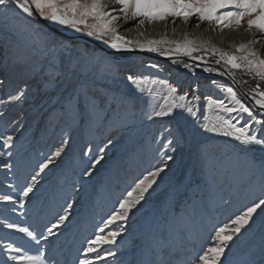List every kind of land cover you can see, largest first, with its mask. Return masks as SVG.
<instances>
[{
	"label": "rangeland",
	"instance_id": "rangeland-1",
	"mask_svg": "<svg viewBox=\"0 0 264 264\" xmlns=\"http://www.w3.org/2000/svg\"><path fill=\"white\" fill-rule=\"evenodd\" d=\"M227 10L230 9L221 11ZM175 19L177 24H184L182 17ZM172 20L173 17H168L165 21ZM189 20L198 23L195 15ZM247 20L245 17L242 21V32L249 31ZM199 23L215 25L208 21ZM56 31L78 37L71 35L73 29L67 26L27 17L18 10L7 11L6 15L0 12V79L4 80L0 99L7 100L20 88H26L27 97L20 103L0 105V111L4 112L0 116V196L9 195L16 201H0V264H16L9 259L17 254L8 250L9 245L29 255L44 251L47 264H77L78 258H85L83 249L88 240L97 234L106 235L121 223L124 231L116 243L98 249H111L116 256L95 261V255L90 254L87 258L93 259L94 264H161V254L164 264H191L210 245L217 227L230 223L236 214L264 198V169L260 166L264 156L258 151L250 152L231 137L203 128L217 115L228 116L219 109L208 108L205 97L223 99L231 106L227 93L211 81H217L223 88L232 87L254 114L262 110L249 95H246L249 100L243 95L228 75L203 70L210 66L224 71L229 67L223 61L215 64L218 53H193L204 56L207 65L183 53L162 55L134 45L128 46L131 50L107 46L108 53L87 42L60 37ZM78 34L96 40L84 32ZM239 39L227 52L242 55L236 52V46L242 43ZM159 47L164 51L172 46ZM141 53L150 57L136 55ZM163 63L179 73L176 82L163 71L162 66H166ZM183 63L193 64L195 73L185 69ZM197 63L201 64L198 68ZM234 71L240 89L249 93L257 80L241 70ZM50 74H56L58 82L44 89L43 82ZM130 75L136 79L167 80L178 88L171 98L177 103L180 95L187 93L190 97L192 85H201L197 116L177 110L172 117L149 119L154 110L166 106L168 89L148 83L137 87L127 79ZM80 87L97 98L95 108H89L83 97L79 106L70 102L75 95L73 89ZM261 87L264 88V83ZM257 118L264 120V115ZM177 134L179 143L175 142ZM7 135L14 137L11 148L3 146ZM169 138L174 141L172 146L167 145ZM60 148H63L60 156H55ZM8 152L12 153L10 157ZM100 155L103 159L95 164ZM167 155L173 159L168 161ZM48 159L52 163L37 176L39 183L21 207L19 198L23 189L31 184L39 165ZM4 164H11V168L3 167ZM157 168L164 171L128 214V219L108 225L100 233L104 221L127 192ZM68 204L72 205L69 219L54 229L56 235L41 239V235H48L46 228L63 214ZM7 224L28 227L37 234L40 243L8 228ZM222 260L224 264H264V216L259 210L254 214V223L242 230Z\"/></svg>",
	"mask_w": 264,
	"mask_h": 264
},
{
	"label": "snow or ice",
	"instance_id": "snow-or-ice-1",
	"mask_svg": "<svg viewBox=\"0 0 264 264\" xmlns=\"http://www.w3.org/2000/svg\"><path fill=\"white\" fill-rule=\"evenodd\" d=\"M109 2L114 5H119V9L115 7L109 9V4L105 3L104 0H0V12L6 15L7 11L18 10L20 13L26 14L27 17H39L62 26H67L76 32H84L87 36L93 37L115 50H131L128 46L134 45L135 48L140 50L161 52L162 55H170L172 52H178L183 53L184 56L189 57L193 61H200L205 65L208 64V61L204 59V56H194V52L203 51L205 54L209 52L212 54L218 53L219 58L215 60V64L219 65L223 61L229 67L224 71L210 66L204 67L203 70L208 73L217 72L222 76L228 75L234 82H237L236 72L234 70H241L245 74H251L250 78L257 80V83L245 95H249V98L262 111L254 114L253 109L246 106L238 98L237 92L232 87L223 88L217 81L212 80V85H215L217 88H222L227 93L231 106L226 104L223 99H213L211 96L205 97L208 108L219 109L227 113L228 116L225 118V116L217 115L212 122L203 124V128L208 132L231 137L250 152L258 151L264 156V120L257 118L258 115H264V88L261 87V84L264 83V55L254 47L255 44L264 40V0H109ZM222 9L230 10L221 11ZM114 12H118L119 14H113ZM193 15L198 20L195 27L200 26L199 22H214L215 27L213 31L218 30L220 32L233 27L239 29L244 18L248 17L247 29L251 30L255 28L260 33V36L248 43H241L236 46V52L242 53V55L238 56L235 53L217 48L215 45H211L206 41L189 39L187 35L182 41L169 40L165 37L158 40L150 39L141 42L139 40H129L118 32V23L120 21L127 22L141 18L137 20V24L144 25L145 21L152 23L154 21H165L168 17H173L171 23L175 25V18L182 17L183 22L187 24L189 18ZM160 45H171L172 47L161 51ZM172 62L181 63V61L177 60H173ZM200 66V63L195 65L196 68ZM152 67L155 68L157 66L152 65ZM183 67L193 72V74L195 73L193 64L183 63ZM59 75H63V72H59ZM127 79L136 84L137 87L148 83L152 85L160 84L168 89V96L165 98L166 106H161L159 110H154L152 115L149 116V119H152V116L172 117L176 114L177 110L186 112L194 118L197 116V107L202 100V94L199 93V84L191 86L192 91L190 97L187 93L180 95L178 97L180 102L177 103L175 99L171 98L178 92V88L169 84L167 80L136 79L131 75ZM57 82V75L50 74L49 78L43 82V87L44 89L51 88ZM238 83L243 84L247 83V81H239ZM3 85L4 80L0 79V86ZM69 86H71L70 83ZM73 91L75 95L71 97V103L79 106L81 97H83L84 103L89 108H95L97 106V98L89 96L83 87L74 88ZM26 98V88H20L17 89L14 95H9L7 100L0 99V105L6 106L11 103H20ZM169 99H171L170 104L167 103ZM3 115L4 112L0 111V116ZM14 123H18V121H14ZM256 125H260L261 127L258 129L255 127ZM168 131L171 132L172 130L169 129ZM13 139L14 137L12 135L4 137L3 146L11 148ZM175 142H180L178 134L175 136ZM110 143L111 141H109ZM173 143L172 138L167 140L168 146H172ZM171 150L175 151V148L172 147ZM62 151L63 148L58 149L55 152V156H60ZM101 152H103V149H101ZM7 155L10 157L12 153L8 152ZM102 159V155L97 157L95 164H99ZM166 159L171 161L173 157L172 155H167ZM51 163L52 160L48 159L47 162L39 165V171L36 175L32 176L31 184L25 186L22 191V195L19 198L21 207L24 206V201L29 197V194L33 192L35 185L39 183L37 176L43 173L45 169H48ZM260 166L264 169V158L260 160ZM3 167L11 168V164H4ZM163 171L164 168H157L155 171H150L140 179L135 187L127 192L126 198L119 202L118 208L114 209L104 221V227L100 228L99 232L104 233L108 225L116 224L118 221H126L128 214L144 199V194L156 183V177ZM0 201L16 203L13 197L9 195L0 196ZM71 207V204L67 205L63 210V214L59 215L55 222L46 228L48 235H41V239L47 240L49 236L56 235L54 229H58L69 219V210ZM12 210L15 211V208ZM258 210L264 216V198L253 202L245 210L236 214L230 220V223H224L222 226L217 227L211 237L210 245L205 246L201 253L191 261V264H224L222 257H225L226 250L230 251L231 245L240 236L242 230H245L247 226L254 223V214ZM7 227L23 233L37 244L40 243L37 234L28 227H21L17 224H7ZM123 231V224H117L116 229L108 231L106 235L97 234L93 239L88 240L86 247L83 249L85 258H78L77 264H94L93 259L87 258L90 254L95 255V261L114 258L116 256L115 251L111 249L98 251V249L101 245L115 244L116 238ZM8 250L17 253L9 257L16 264H47L44 258V251H39L36 255H29L23 249L12 245L8 246ZM160 260L161 264H164L163 254H161Z\"/></svg>",
	"mask_w": 264,
	"mask_h": 264
},
{
	"label": "bare ground",
	"instance_id": "bare-ground-1",
	"mask_svg": "<svg viewBox=\"0 0 264 264\" xmlns=\"http://www.w3.org/2000/svg\"><path fill=\"white\" fill-rule=\"evenodd\" d=\"M107 2V0H106ZM109 2H107L108 4ZM117 8V5L109 4V9L111 8ZM113 14H119L118 12H114ZM136 22L134 20H129L127 22L120 21L118 23V32L120 35L127 37L129 40H139L141 42H144L146 40L150 39H161V38H168L172 37L176 40L184 39L187 35L189 39H194L198 41H206L211 45H215L217 48H220L224 51H229L232 49L235 40L240 38L242 43H248L249 41H252L260 36V33L254 30H249L246 32H242V27L239 29L233 27L229 29H225L223 32H220L218 30L213 31L215 25L212 23L206 24V23H200L199 27H195V22L189 20L187 24H175L173 25L171 21H164L163 23L159 24H150L147 25L146 23L144 25L137 24L134 25ZM57 35L60 37H64L66 39L78 38L79 32H76L73 30L71 32V35L78 37H71L67 36L66 32H60L56 31ZM56 34L55 32H53ZM79 39V38H78ZM239 39V40H240ZM255 49L259 51L262 55H264V40H262L260 43H257L254 45ZM139 56L143 57H150L149 54L141 53ZM157 61H162L158 60ZM165 61V60H164ZM166 64V63H163ZM162 69L164 72H167L169 75V78L176 82L179 78V73L176 72L174 69H170V67L166 64V66H162ZM180 81V80H179ZM178 81V82H179ZM182 83V82H180ZM201 85L199 89V93H201ZM192 91V89H191ZM191 91H189L191 93Z\"/></svg>",
	"mask_w": 264,
	"mask_h": 264
},
{
	"label": "water",
	"instance_id": "water-1",
	"mask_svg": "<svg viewBox=\"0 0 264 264\" xmlns=\"http://www.w3.org/2000/svg\"><path fill=\"white\" fill-rule=\"evenodd\" d=\"M78 38H79V39H78ZM78 38H74L73 41H78V42L83 41V42H87V43L92 44V45H94L95 47H97V48H99V49H102V50H104V51H107V52L109 53V49H107V46H108V45H106V44L99 43V42H97L96 40L90 39V38L85 37V36H84V37H83V36H79ZM122 52H123V51H122ZM136 55H139V54H136ZM158 60H162V59H158ZM231 81H232L233 84H235L236 87H237V88L243 93V95L246 96L245 93L240 89L239 85H238L236 82H234L232 79H231ZM246 97H247V96H246ZM247 99L249 100L248 97H247Z\"/></svg>",
	"mask_w": 264,
	"mask_h": 264
}]
</instances>
